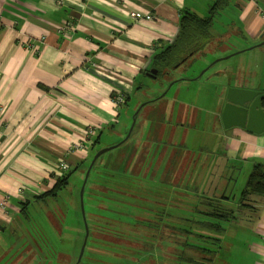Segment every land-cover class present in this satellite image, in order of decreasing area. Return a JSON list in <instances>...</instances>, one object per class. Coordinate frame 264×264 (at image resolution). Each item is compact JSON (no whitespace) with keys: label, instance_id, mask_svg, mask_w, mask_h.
I'll list each match as a JSON object with an SVG mask.
<instances>
[{"label":"crops","instance_id":"0c3cea01","mask_svg":"<svg viewBox=\"0 0 264 264\" xmlns=\"http://www.w3.org/2000/svg\"><path fill=\"white\" fill-rule=\"evenodd\" d=\"M196 7L186 0H0V204L8 198L6 209L0 208V238L15 229L19 232L21 204L29 201V208L34 206V199L52 188L64 173L56 168L59 161L76 173L90 164L102 134L119 124L132 94L144 86L138 84V79L153 78V57L175 41L182 13L196 14ZM134 12L150 14L154 21L133 22ZM225 12L237 17L234 23L243 29L239 36L248 35L252 47L260 42L264 10L257 0H228L219 15ZM217 18L209 28L211 36H219L216 27L230 28L231 17ZM67 20H72L74 30L59 34ZM24 40L37 43L39 53L29 52ZM229 87L264 93L253 86L227 83L217 97L222 105ZM118 95L123 101L113 104ZM160 98L143 102L139 110ZM200 109L195 107L198 112ZM159 110L153 108L148 114ZM220 113L221 109L216 115L222 128ZM197 118L198 114L195 121ZM162 119L167 122L163 117L148 121L147 144L166 138L168 143L172 138L173 128L161 126ZM90 130L93 133L87 134ZM179 133L174 129L176 136L172 139H177ZM215 136L222 141V151L214 146L213 166L223 163L225 172L217 169L218 177L213 182L225 186L229 180L225 173L232 165L245 170L246 181L255 164L264 166V133L230 128ZM96 140L98 143H94ZM188 154L185 159L182 156L181 174L189 171ZM193 160L195 166L191 169L195 171L198 166L201 170L193 177L199 175V186L205 188L203 163L195 156ZM225 198L234 214L239 213L213 234L208 248L212 264H264V200L247 202L242 209L238 207L239 199ZM185 201L179 203V219L187 221L193 213L202 218L200 211L204 210L199 202ZM195 251L198 256L193 263H204L202 257L207 254ZM13 264H20V260Z\"/></svg>","mask_w":264,"mask_h":264},{"label":"rangeland","instance_id":"374dc122","mask_svg":"<svg viewBox=\"0 0 264 264\" xmlns=\"http://www.w3.org/2000/svg\"><path fill=\"white\" fill-rule=\"evenodd\" d=\"M186 1L196 4V15L199 17H207V8L213 4L212 0ZM257 2L264 10V0ZM222 15L224 18L231 17L228 21L230 28L224 30L216 27L219 36L209 37L208 43L196 50L191 59L177 69L164 70L165 72L155 79L148 76L138 79V84L144 86L132 94L119 119V124H114L111 131L102 134L99 144L92 151V156L97 151L113 147L123 140L129 133L134 119L129 143L102 154L95 162L82 195L83 214L80 188L89 162L79 173L71 174L67 188L59 193L56 201H48L47 205L38 203L30 207L28 210L30 220L24 223L25 220L20 217L19 232L15 229L13 233H5L0 238V264H13L16 259L20 260V264H136L140 261L144 264L155 262L181 264L183 262V260L178 261L177 254L180 252L171 251L172 248L177 249L171 236L177 237L179 233V231L175 233L172 228L185 226L188 231L194 230L195 234L194 219L205 222L209 221V218L204 216L200 218L193 213L191 218L183 222L178 215V210L181 209L179 203L186 202L185 200L196 203V200L200 199L202 200L200 206L205 209L207 205L203 203L204 201L207 202L222 194L237 201L246 181L245 170L232 165L228 173H225L226 178H229L225 186L213 182L218 177L217 169L220 170L219 173L223 169L225 172V164L213 166L215 157L211 155L215 145L219 151H222V141L215 135L220 131L225 132V129L219 125V117L216 115L222 107V102L217 101V97L227 83L238 86L249 85L264 92V35L260 42L252 47L248 35L242 33L239 36V31L243 29L235 24L237 17L229 12ZM222 15L216 16L217 19L219 20ZM216 25L217 23L212 27L215 28ZM184 77H188L187 80L179 82ZM162 87L164 90H161ZM157 97L163 99L147 103L139 110L143 102ZM195 107L201 108L199 112ZM153 108L160 110L158 113L148 114ZM197 114L198 118L195 121ZM161 117L167 121L164 122L162 119L161 126L173 128L172 138L176 136L174 129L180 130L177 139L170 138L168 143L167 138L164 142L157 139L147 144L150 125L148 121H152V118L158 120ZM188 152L190 159L187 166L190 172L181 174V162ZM145 154H150L146 162ZM194 156L203 163L202 175L207 182L203 184L206 185L205 188L199 186V175L193 177L195 171H201L198 166L195 171L191 169L195 166ZM136 160L143 166L138 175H131V164L135 169ZM139 167L140 164L138 169ZM147 172L149 174H146ZM167 181H171V184L169 185ZM217 184H219L218 189ZM124 191L131 195L135 194V197L126 196ZM108 199L138 208L139 215L142 209L159 212L163 216L160 224L170 228L162 230L164 226L160 224L153 229L133 226L128 234L133 242L116 244L110 239L115 238L114 235L106 230L107 225L103 223L107 217L108 207L105 200ZM161 202L165 203L164 207L159 205ZM48 218L51 220L49 223H47ZM85 238V246L80 256ZM185 238L188 243L200 245L202 248H210L212 245L211 240L199 239L193 234ZM137 244L144 246L145 250L142 251ZM188 256L197 258L198 252L189 248L183 254L184 261ZM202 258L209 259V256Z\"/></svg>","mask_w":264,"mask_h":264},{"label":"trees","instance_id":"16d2710c","mask_svg":"<svg viewBox=\"0 0 264 264\" xmlns=\"http://www.w3.org/2000/svg\"><path fill=\"white\" fill-rule=\"evenodd\" d=\"M228 0H215L213 4L210 6L209 14L207 17H199L198 15L184 11L179 18L178 26H179V33L175 39V41L171 44L166 46L162 51L156 54L152 60V67L158 71V75L163 74L166 69H177L179 66L183 65L188 59L193 57V54L196 50H198L204 44L206 45L211 37L209 33V28L213 23L214 17L219 15L220 10L223 9L227 5ZM158 76L156 75V78ZM264 94V93H263ZM261 107L264 109V98L261 100ZM129 139V137H128ZM128 139H126L121 145L125 144ZM94 143H98V140L94 141ZM120 145V146H121ZM119 147V146H118ZM150 152V151H149ZM150 154H145V162L148 159ZM93 156H91L92 158ZM138 157V156H137ZM136 157V158H137ZM90 158V159H91ZM97 161V160H96ZM136 167L131 164L130 174L131 175H138L141 171V167L143 166L142 163H138L136 160ZM140 167L138 169V166ZM95 163L91 170H93ZM74 172V170H68L64 172L59 178L56 179L55 183L53 184L52 188L43 193L38 198L34 199L33 203H44L47 205L48 201H56L59 193H61L65 188H67L69 183V177ZM91 172V171H90ZM135 173V174H134ZM90 174V173H89ZM146 174H149L147 172ZM140 175V174H139ZM136 177L137 176H132ZM88 179V178H87ZM168 184H171V181H167ZM166 182V183H167ZM194 191L196 190L193 189ZM125 192V191H124ZM126 196L128 197H135V194H130L125 192ZM123 194V193H120ZM257 198H261L264 200V166L261 164H255L246 181L245 188L242 190L239 196V208H246L247 202H252ZM199 202V205H202V200L198 199L195 204ZM107 204V217L105 218V223L107 225L106 230L111 232L115 238H110L116 244H131L133 240L129 239V231L132 227H148V228H157L162 220V215L159 212H152L151 210H140L141 215L138 213V208L124 204L122 202H118L112 199L105 200ZM206 203V208L203 209L204 211H200V215L203 218H209V221H195L193 222V227L196 229V233L194 234L193 231H188L187 227H177L172 228L175 230L174 232L177 233V237L171 236L174 239V244L177 245V249L172 248V252H180L178 255V261L183 260V263L188 262V264H194L193 258L188 256L186 260L183 258V254L186 250V247L191 249H195L201 251L202 254L205 253L207 256L212 255V252L208 247H200V245L190 244L186 240V236H190L191 234L195 235L196 238L199 239H207L213 242V234L215 232H220L223 230V224L228 222L232 217H236L239 213L237 212L234 214V210L231 209L230 205L226 203L225 196L220 195L218 198L215 197L213 199H209ZM31 203L29 201H25L21 204L20 209V217L25 220L24 223L30 220L29 217V205ZM162 205V202L161 204ZM165 205V203H164ZM244 205V206H243ZM197 208V206H196ZM153 213V215H150ZM47 221V220H46ZM51 222L48 218V222ZM54 224V222H52ZM55 225V224H54ZM132 225V226H131ZM162 225V224H160ZM165 229H169L170 227L163 225ZM194 229V228H193ZM162 231V230H161ZM173 235V233L171 234ZM134 237V236H133ZM140 237V236H139ZM183 237V241H182ZM136 245V243L134 242ZM141 250H145L144 246H141ZM168 252V251H167ZM204 263L202 264H212V259H204ZM182 263V262H181Z\"/></svg>","mask_w":264,"mask_h":264},{"label":"water","instance_id":"95a60500","mask_svg":"<svg viewBox=\"0 0 264 264\" xmlns=\"http://www.w3.org/2000/svg\"><path fill=\"white\" fill-rule=\"evenodd\" d=\"M156 74L157 71L155 69L150 70V76L155 78ZM263 98H264V94L256 91L229 87L225 92L224 103L222 105L221 113H220V121L222 127L224 129L241 128L256 135L264 133V109L261 107V100ZM133 124H134V119H133ZM132 126L127 136L121 142L115 144L113 147L103 148L94 154L87 168L85 179L83 180L82 186L80 188V204H81L82 214H83L82 195L87 182V178L94 163L102 154L117 148L126 139H128L132 130ZM85 232H86L85 235L87 237V229ZM85 240L86 238L83 241L80 256L83 253Z\"/></svg>","mask_w":264,"mask_h":264},{"label":"built area","instance_id":"2783aa9c","mask_svg":"<svg viewBox=\"0 0 264 264\" xmlns=\"http://www.w3.org/2000/svg\"><path fill=\"white\" fill-rule=\"evenodd\" d=\"M131 19L133 22H139V21H146V22H153L154 18L152 15L150 14H142L140 12H134L131 13ZM74 30V25L72 20H67L64 21V23L62 24L60 30H59V34H65V33H69L72 32ZM41 42L44 43V39H41ZM23 44L25 45V48L27 50H29V52H33L34 54L39 53V49H38V44L35 43L34 41H30V40H24ZM123 101V96L122 95H118L115 97L113 104H120ZM93 133L92 130H90L87 134H91ZM82 145V144H81ZM56 168L61 171V172H67L68 171V166L64 161H59L56 165ZM19 194H22V191L19 190L18 191ZM7 201L8 198H5L3 200V202L0 204V208L2 210H5L7 207Z\"/></svg>","mask_w":264,"mask_h":264},{"label":"flooded vegetation","instance_id":"af4514ba","mask_svg":"<svg viewBox=\"0 0 264 264\" xmlns=\"http://www.w3.org/2000/svg\"><path fill=\"white\" fill-rule=\"evenodd\" d=\"M157 71V70H156ZM148 75H149V73H148ZM157 76H158V71H157V74H156ZM122 141V140H121Z\"/></svg>","mask_w":264,"mask_h":264}]
</instances>
